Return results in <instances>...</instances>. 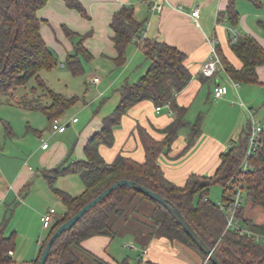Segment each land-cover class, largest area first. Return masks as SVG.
<instances>
[{"label": "crops", "instance_id": "1", "mask_svg": "<svg viewBox=\"0 0 264 264\" xmlns=\"http://www.w3.org/2000/svg\"><path fill=\"white\" fill-rule=\"evenodd\" d=\"M78 1L86 11V17L70 9L65 0H49L38 11L42 36L56 58L55 68L59 65L62 69L68 68L66 60L76 53L80 39L89 56H80L84 67L81 76H85L83 88L80 87L73 94L62 93L80 98L79 103H83L82 108L87 110L80 128V119L77 123H73V119L67 121L68 129L74 127V132L78 134L76 140L71 141L67 130L63 134L51 132L39 143L30 145L28 141L19 142L10 122L2 119L0 123V227H4L6 236H15L16 246L10 255L14 263L36 264L38 261L43 244L51 232V229L42 227V216L55 208V226L68 212L59 192L72 197L84 193L86 188L85 185L81 186L77 178L79 175L60 176L51 184L44 173L64 163L86 160L85 148L102 130L103 119L118 106L121 88L136 83L148 68L146 55L138 46L139 38L141 41L156 40L183 52L192 74L191 82L176 96L178 106L186 109L185 120L189 126L159 157V165L165 176L178 186L183 187L193 174L210 177L216 174L222 155L239 142L248 124H245L242 110L249 117V111L254 110L257 119L262 121L260 116L264 118V66L257 69V84L240 85L239 88L232 84L224 67L219 68L211 78L201 73L202 66L212 57L208 39L218 41L217 51L221 60L226 59L238 70L243 63L233 51V34L250 36L264 49V0H238L236 6L240 19L237 27L231 26L227 18H221L228 8V0H169L170 5L162 0V12L151 10V2L155 0ZM254 2L263 7H256ZM124 6L134 7L136 19L143 27L140 37H136L128 48L126 62L120 65L117 62L119 54L115 47L112 22L115 14ZM196 8L200 9V26L191 18ZM65 28L75 35L73 39ZM95 77H99L100 82L92 90ZM218 85L228 88L227 95L222 99L214 97ZM95 103L99 105L93 111ZM158 107H161L159 112ZM175 119L176 114L170 105L157 106L151 100L140 102L123 116L121 125L115 129L114 145L108 147L101 144L100 154L107 164H112L119 155L143 163L146 151L138 127L157 141H162L166 137L162 130ZM48 121L52 128V122ZM198 122L202 132L196 142L188 147L189 127ZM8 126L12 129L10 134ZM49 139L51 142L44 150L42 145ZM248 208L252 210L251 215ZM243 215L256 224L264 225V219H261L264 209L253 208L247 202ZM116 237L96 236L85 240L82 245L106 262L118 264L108 253ZM123 237L126 239L124 246L135 252L137 259L147 251L145 258L149 264H203L205 261L199 252L179 241L158 237L142 242L132 234ZM132 244L135 248L129 247ZM125 264H130L129 259Z\"/></svg>", "mask_w": 264, "mask_h": 264}, {"label": "trees", "instance_id": "2", "mask_svg": "<svg viewBox=\"0 0 264 264\" xmlns=\"http://www.w3.org/2000/svg\"><path fill=\"white\" fill-rule=\"evenodd\" d=\"M48 1L0 0V102L3 99L15 100L18 89L26 87L35 80L40 92L32 89L20 100L15 101L21 108L43 113L53 122L76 106L80 98L68 97L56 92L41 78L42 71H51L56 66L54 53L42 36V21L38 17V11L44 8ZM65 1L70 9L76 10L84 17L87 16L78 0ZM237 1L228 0V8L221 16L227 18L233 27L238 26L240 19ZM254 4L258 8L263 7L258 2ZM262 26L264 27V23ZM142 27L143 24L136 19L135 9L132 6H124L115 14L112 29L115 34V47L119 54L118 64L123 65L126 62L128 48L136 37H140ZM65 30L73 39L75 35L67 28ZM139 39L138 46L146 55L148 68L136 83L121 88L118 106L103 119L102 130L88 142L85 148L86 160L64 163L61 167L46 170L44 173L51 184L60 176L77 174L82 178L86 189L79 197L59 192L68 212L65 218L50 228V235L43 244L36 264H39L47 243L55 231L86 204L120 180L132 181L158 193L172 206L177 207L222 264H264V243L257 241L254 236L264 235V225L244 218L243 207L238 217L252 235L226 230L225 215L208 197L211 187L215 185L223 187L224 197L228 182L234 177L239 178L243 175L247 202L253 208L264 209V136L249 158L250 169L245 174L241 168L248 151L252 131L251 120L245 126L239 142L222 155L220 166L214 176L193 174L183 187L169 180L159 165V157L165 150L171 148L180 132L189 126L185 120L186 109L178 106L176 96L191 82L192 74L186 65L187 56L183 52L156 40ZM82 41V39L78 41L76 53L69 55L66 60L69 70L75 77L84 73L80 56H88ZM232 48L243 66L238 70L223 59L225 73L240 85L257 84L259 81L257 69L264 66L262 46L256 39L243 36L236 42L232 41ZM146 100L153 101L157 106L170 105L176 114L174 122L162 130L166 137L162 141H157L142 127H138L146 151V160L140 163L119 155L112 164H107L100 154V145L112 147L115 140L114 131L121 125L123 116L132 107ZM189 128L188 147H191L202 130L199 122ZM7 131H10L9 127ZM198 194L200 199L195 205V197ZM137 199L139 202L149 201L154 205L150 223L141 222L139 218L130 216L139 212L138 204L135 203ZM125 232H130L142 242L158 237L179 241L199 252L205 261L208 259L165 207L137 190L120 187L57 240L46 264H110L86 250L82 244L92 237L114 238ZM15 246V236H6L4 227H0V264L12 262L10 255ZM207 264L213 262L208 260Z\"/></svg>", "mask_w": 264, "mask_h": 264}, {"label": "rangeland", "instance_id": "3", "mask_svg": "<svg viewBox=\"0 0 264 264\" xmlns=\"http://www.w3.org/2000/svg\"><path fill=\"white\" fill-rule=\"evenodd\" d=\"M41 78L45 81V83L51 89L55 90L56 92L64 93V94L75 93V91H78L80 87L83 88L84 82H85V76L75 77L68 70V68L62 69L61 65H59V67L54 68L51 71H42ZM97 86L98 85H94L92 87V90ZM241 86L244 87L248 85L242 84ZM32 89H36L38 92H40L37 82L35 80H32L26 87L18 89L15 95V100H20L22 96L31 92ZM92 97H94V94L91 95V98ZM15 100L6 101L5 99H3L0 102V123L2 119L10 122L13 125L16 135H18L19 142L28 141L30 142V145L37 144L43 138H46L47 136H49V134L52 132V128H51V123L48 121L47 117L43 113L21 108L17 104L18 102ZM98 105H99L98 103H95L93 107V111L97 110ZM82 106H83V103H78L76 106L69 109L66 112V114L63 116L62 121L67 123L68 119H71V120L74 118L78 120L80 119L81 124L78 125V127L80 128L86 118L85 113L87 112V110H84ZM242 111L245 114L244 116L246 120L245 124H247L250 121V117L248 116V113H246L244 110ZM73 116L74 118H71ZM262 117L263 116H260V119L262 120V122H264V118ZM3 127H4L3 124H1V128ZM8 127L10 129L9 131V134H10L12 129L10 128V126ZM73 128L68 129V132H69L68 137H70L71 141L76 140L78 136V134L74 132ZM34 130H37V131H34ZM27 132L29 133V135ZM48 141L49 142L47 143L49 144L51 140L49 139ZM71 176H75V175H71ZM77 178H79L78 180L81 186H84L80 177L77 176ZM223 192H224V189L221 185H215L211 187L208 197L210 201H212L213 203H218L223 198ZM199 199H200V196L198 194L195 197V205L198 203ZM138 202H139V199L135 201V203L138 204V211H139L138 214H134V215L130 214V216H133V218H139L141 222L150 223V217L153 214L154 208H155L154 205L150 203L149 201H141L139 203ZM246 206H247V199L245 198L244 208H246ZM248 211L250 212V215H251L252 210L248 208ZM261 219H264V216H261ZM144 230L147 231V229H144ZM130 234H131L130 232L119 234L115 238L112 246H110V248L108 249V253L113 257L115 262L118 264H125V262L128 259H129L130 264H137L138 259H137L135 252L131 251L130 249H127L123 244L124 241L126 240L123 236L130 235ZM4 264H8V263H4ZM9 264H19V263H14V261H12ZM20 264H24V263L20 262Z\"/></svg>", "mask_w": 264, "mask_h": 264}, {"label": "built area", "instance_id": "4", "mask_svg": "<svg viewBox=\"0 0 264 264\" xmlns=\"http://www.w3.org/2000/svg\"><path fill=\"white\" fill-rule=\"evenodd\" d=\"M167 2L169 5V0H163ZM164 9V4L162 3V0H155L151 2V10L152 11H157V12H162ZM191 18L195 22L197 26H200V9L196 8L192 14ZM238 34H233L232 41L236 42L239 39ZM210 48H211V53L212 57L210 60H208L201 69V73L204 77L206 78H211L215 75L217 70L219 68H223V63L222 60L218 54L217 51V43L218 41L216 39H208ZM232 84L236 87L239 88L240 84L234 82L232 79ZM100 82L99 77H95L93 79V83L98 84ZM228 93V88L227 86L223 85H218L215 90H214V97L215 99H222L224 96H226ZM161 110V107L157 108V111L159 112ZM250 120L252 122V131H251V136L249 139V146H248V151L245 156V160L242 164L241 171L245 174L248 172L250 169L248 160L249 158L254 154L256 149L258 148L259 142L264 136V122L260 121L256 117V113L254 110H250ZM73 123H77L78 119L74 118L72 120ZM68 130V123L63 122L61 119H55L52 122V132L54 134H63ZM49 144L45 142L42 145V148L45 150L47 149ZM233 146V145H232ZM230 146V148L232 147ZM243 175L240 176L239 178H232L227 186H226V194L222 198L221 201L217 203L219 206L220 211L225 215L226 220H227V227L226 230H234L237 231L241 234H249L252 235V232L248 229V227L242 222V220L238 217L239 211L244 207L245 203V189L243 186ZM56 209L51 208L48 210L46 214H44L41 218L42 222V227L44 229H50L53 224H54V216L56 215ZM255 239L257 241L263 242L264 243V235H259L255 234ZM130 248H135L134 244L129 246ZM146 253L147 251L145 250L141 256H139L137 260V264H148L146 261ZM208 259L204 261L203 264H207Z\"/></svg>", "mask_w": 264, "mask_h": 264}, {"label": "water", "instance_id": "5", "mask_svg": "<svg viewBox=\"0 0 264 264\" xmlns=\"http://www.w3.org/2000/svg\"><path fill=\"white\" fill-rule=\"evenodd\" d=\"M120 187H129L131 189L137 190L138 192L147 196L154 202H157L158 204L165 207L169 211V213L172 215V217L177 221V223H179L182 226V228L188 234V236H190L192 241L198 246L200 251L207 256L208 260L213 262V264H222L218 260V258L214 255V252L208 247V245L196 233V231L193 229L191 224L186 220V218L182 215L181 211L177 207L172 206L160 194L155 193L151 190H148L147 188L141 185H137L134 182L128 181V180H120L116 182L115 184L110 186L108 189L103 191L99 196H97L91 202L86 204L77 214H75L69 220L63 223L49 239L47 246L40 258L39 264L47 263L50 257V254H51V250L59 238H61L65 233L69 232L80 220H82V218L86 214H88L92 209L98 206L103 200H105L108 196H110L114 191H116Z\"/></svg>", "mask_w": 264, "mask_h": 264}]
</instances>
